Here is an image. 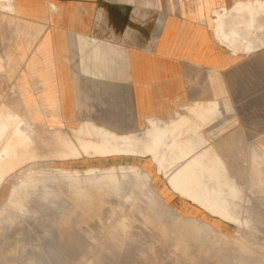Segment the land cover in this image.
<instances>
[{
	"label": "crops",
	"instance_id": "obj_1",
	"mask_svg": "<svg viewBox=\"0 0 264 264\" xmlns=\"http://www.w3.org/2000/svg\"><path fill=\"white\" fill-rule=\"evenodd\" d=\"M239 1L178 0L166 13L160 0H13L16 14L0 12V55L15 56L27 34L28 71L10 79L30 121L44 129L93 125L138 137L151 120L179 128L216 104L219 115L201 131L205 145L196 153L213 147L222 164L212 170L228 176L225 162L241 184L238 163L248 156L254 164L250 149L264 155V35L235 53L213 35L214 11ZM11 105L21 111L16 98ZM148 172L178 212L222 221L171 189L154 164Z\"/></svg>",
	"mask_w": 264,
	"mask_h": 264
},
{
	"label": "rangeland",
	"instance_id": "obj_2",
	"mask_svg": "<svg viewBox=\"0 0 264 264\" xmlns=\"http://www.w3.org/2000/svg\"><path fill=\"white\" fill-rule=\"evenodd\" d=\"M151 1L153 4L156 2V0ZM160 1L162 3L161 12L174 13L172 8L176 7L178 0ZM240 2H249L250 4H255L258 3L259 0L239 1L231 8H224L223 11L232 8H234V10L228 13L222 12V15L216 10L214 11V13H217L220 16L225 14V29L235 33V37L232 35L229 37V40L232 41L229 47L234 53L237 51L238 46L249 51V48L253 44L254 38H257L258 34L261 35L264 32V12H261L257 9L253 15L250 16L249 12L247 11H239L241 9V4H239ZM20 24L22 26H26L27 22L20 21ZM214 28L215 23L213 30ZM259 31L262 33H259ZM24 36L25 40H27V34L25 35L22 33L19 43L20 45H18L16 50L17 54L15 56L7 55V52H12V49H5L4 57L0 55V114H11L15 119L19 118L20 116H24L28 119L30 124L28 129L19 136L20 138L18 141L25 145L23 147L21 144L20 149L25 151L27 146L30 144L32 135H34V132L36 131L45 132V135L47 133L48 136L52 137L58 133H70L74 132V130L82 131L83 129L89 130V128L97 132L99 135L98 138L101 139L112 135L115 136V145L118 147V149L117 151L114 150L115 145L113 143H109L105 146L106 153L99 157L91 152L87 153L86 155H82L81 157L70 159H53L48 158V156L46 159L26 162L25 164L16 167L14 171L5 176V178H3V180L0 182V210H4L3 214L0 215V264H95V261H98V259L104 264H239L240 261L241 263L245 262L244 264H264L263 154H258L256 150L250 149L249 151H252L253 154L250 156L254 157V164H252V161H248V156L247 161H240L238 163L239 166L237 172L240 174L238 178L241 184L236 179L229 176V171L225 162L223 161L228 176H217V180L221 181L219 188L223 190H229L230 188L235 187L240 192L237 193L236 196L229 193L222 195L221 199L217 201L220 206L219 210L216 208V206H214L213 203L204 208L211 215L222 220L219 221L216 219L218 221L215 225L206 222V220L204 221L200 218L190 217L175 210L168 202H166L162 194L158 192L157 188L155 187V183L148 172V168H150L151 164H154L157 168L158 174L166 177L170 186L173 173H175L176 170L183 167L184 164L189 161L185 160L184 158H195L198 155H202L200 157L202 161L212 164L213 167H220L222 161L220 160V157L214 153L213 147H207L203 151L201 150L196 153L198 149L205 145V140L201 134V131L206 126L213 124L219 115L216 104H213L210 106V108H208L209 112L212 110L210 113H197V116L193 118H190L189 115H187L186 117L188 118V121H184V123L180 124V127L175 132H173L172 135L169 134L172 132L169 128H172L174 126L173 124L163 126L158 121L152 120L149 121V126L146 132L138 137H120L93 125H86L80 129L71 128L69 132L59 129L53 130L40 128L39 126H35L33 121H30L28 108L27 106L23 105L26 103L25 95L23 93L17 94L16 92L13 94V92L17 90V83L14 85L13 80L10 79L19 68L22 75L26 74L28 71L27 48L24 46ZM24 84H26L25 81ZM12 98H16L19 101L21 104L20 106H22L21 111L18 112L12 110L11 104L6 106V102ZM203 116L206 117V120H204L205 118H202ZM165 130L169 132L168 136L162 137L160 133L164 132ZM5 132L6 131L0 127V145L2 144L1 138L6 135ZM157 139H162L164 142L162 146H156L157 148H155V151L159 155L161 154L164 159L162 171L158 170L154 156L149 152V149L153 148L155 144L154 142H157ZM74 140L76 141L75 146L78 147L79 145H84L86 142L93 140V137L89 133H83L81 137H77ZM27 142H29L28 145ZM174 142L178 144L177 147L173 146ZM53 148L55 149L57 147L54 146ZM1 152L2 151H0V153ZM123 156L134 158H150L151 161L145 163V161L141 159L125 158ZM8 158H10L9 155H4V152H2L0 154V165L1 163H5ZM131 166L139 171L138 174H133L130 170L124 169V167ZM31 168H33L35 172L41 171L43 169L66 171L78 170L81 175H83V173L87 170L94 169L93 175L95 177H93L92 183L94 180V182L98 184L102 183L103 179V172L101 171L105 172L108 170V168H112L111 170H114L115 175L117 174V183H122L124 186H116L120 188L114 190L117 191L116 196L110 199V203L108 205L111 209L119 210L127 220L129 219V221H133L134 223H132L130 227H124L119 224L110 227H102L104 224L111 225L112 223V221L106 216V212L108 210L106 206L107 203L103 202L102 199L97 197L96 201L87 204L85 210L89 215H85L84 210L78 209L71 205L72 202L65 194L69 187L73 185H81L84 181L83 176L75 179H60L58 181L44 180L42 182L43 185L37 184L36 182L34 186V184L21 182V180H19ZM141 170L149 177V184H139L140 179L144 177V173ZM121 172L122 174L125 172L123 176H121ZM215 172L217 171L215 170ZM218 172L220 171L218 170ZM100 173L102 177L100 176ZM202 182L204 181L202 180ZM223 182L225 183L223 184ZM17 183L19 184L13 193V187ZM58 191L63 193L62 197L58 196ZM132 191L134 192L133 194H135H132L135 198H133L134 201H136L137 204L140 202V204H138L139 206L135 202L130 201L133 199H127ZM96 192V189L92 190V193L95 195ZM175 192L198 204L197 201L187 192ZM15 194H28L30 198L25 203L15 205L12 202V197ZM152 197L154 198V201ZM126 199L130 201V204L129 202H125L127 201ZM131 204L133 206L132 209H134V212L131 209ZM164 205H167L165 207L168 209L163 207ZM162 207L165 209L162 210ZM152 208H156L157 210L154 209L156 211L153 210L154 212H152ZM169 209H172L171 215L168 213V211H170ZM226 210H228L227 217H222L223 214L226 213ZM156 212L157 215L159 214L158 216H160V212L161 216L164 213L162 218L166 220H164L163 223L167 222V226L164 224L165 227L161 228L163 232L156 228V222L151 221L152 217L150 218V216ZM135 213L136 215H134ZM137 213L140 215H137ZM178 215H180V218ZM158 216L156 217V220H158ZM147 217L150 218V220L147 219ZM175 218H177V222L179 220L178 223L182 222L183 219L186 218L185 220H188V224H186L187 222L185 223L184 220V223L182 222L180 225L176 223L178 225L177 226L175 223L170 222H176V220H173ZM146 219L149 221H146ZM245 220L249 223V227H246L244 222ZM196 221L198 222L194 223ZM148 222H153V225L152 223L150 224ZM182 224L184 228H179V226L182 227ZM188 225L198 226V229H201L200 234H193L192 237L195 238H190L189 241L186 240L185 244L182 245V240L184 243L185 236L180 235L182 234L180 232H184ZM152 226H155V230H153L154 228H152ZM176 226L181 231L179 229H175L177 228ZM203 226H205L204 229L206 227L207 228L204 230ZM167 227H169V230ZM165 228H167L166 231L168 230L169 232H166ZM172 229L174 232L171 233L170 230ZM211 229L214 232H212ZM178 231L180 233L178 237L181 238L180 236H183L181 240L179 239L181 242L177 238ZM205 231L207 233L211 232L208 237V234L206 235L207 238L205 235H203L206 234ZM164 233H166L168 236L166 237ZM221 233L225 235L223 238L227 237L228 239H223L221 237ZM98 234H102V238ZM107 234L116 236L120 239V247L118 249L107 248L109 247ZM91 236L93 237L92 240ZM104 237L105 240L103 239ZM95 238L96 240L99 238L97 242H95ZM198 238L200 241H197L199 240ZM222 239L223 241L228 240V243L226 244H230L231 249H234V247H232L234 246V243L247 245L249 253L246 252L245 254V252L243 253V251H238L235 249V253L232 252L233 249L231 250L229 249L230 247L228 245H224L225 241L220 242ZM177 240L179 241L178 244L180 247L176 249L175 246ZM187 241H191L192 245L194 241L196 242L194 243L195 250L193 247H190L192 245H190V243ZM202 241H205L204 245ZM210 241L213 242L210 244L213 246L208 244L207 247V243H210ZM198 242L200 248H198V246L196 247ZM181 245H186L187 247H182ZM102 246L106 248L101 249ZM226 247L228 248L226 249ZM201 248L204 249L201 250ZM221 248L222 251L220 252ZM223 248H225V250ZM217 249H219V252ZM189 250L192 251L189 253ZM111 251H113L114 254H111ZM202 252L203 254H201ZM215 252L217 254L219 253V256ZM185 253H187L189 256ZM191 253L192 256H190ZM206 253H208V255H206ZM252 253L253 255H251ZM228 254L230 257H228ZM249 254L251 258L248 257ZM199 255L203 257L201 258ZM242 257H246V259L244 260ZM206 259L209 261L207 262Z\"/></svg>",
	"mask_w": 264,
	"mask_h": 264
},
{
	"label": "bare ground",
	"instance_id": "obj_3",
	"mask_svg": "<svg viewBox=\"0 0 264 264\" xmlns=\"http://www.w3.org/2000/svg\"><path fill=\"white\" fill-rule=\"evenodd\" d=\"M239 4H241V9L239 11H247L249 12L250 16L253 15V13L258 9L259 11L261 12H264V0H259L258 3H255V4H250L249 2H240ZM224 10V9H223ZM234 8L232 9H226L225 11L223 12H231L233 11ZM0 12L2 13H5V14H10V15H14L16 14V9L14 8L13 6V0H0ZM245 13V12H244ZM243 13V14H244ZM259 13V12H258ZM222 15V14H221ZM225 15V14H224ZM224 15L223 16H220L218 15L217 13H214V16H215V28L213 30L214 32V36L216 37V39L218 41H223L224 43L228 44V46H230V44L232 43L231 40H229V37L232 35L233 37H235V33L233 31H229V30H226L225 29V22H224ZM262 15V14H260ZM16 16V15H15ZM264 18V17H263ZM255 28V27H254ZM253 29V28H252ZM259 33H262L259 31ZM264 33V32H263ZM259 35V34H258ZM261 35H264V34H261ZM257 37V35H256ZM258 38V37H257ZM263 39V38H262ZM250 40V39H249ZM260 45V43H259ZM247 47V46H246ZM12 101H13V98L12 99H9L6 103V106L12 104ZM210 108V107H209ZM202 109V108H201ZM209 110V109H208ZM195 113V112H194ZM199 113V112H198ZM207 113H210L209 111ZM4 114V113H3ZM0 114V127L1 129L3 128L4 131H6V135L3 136V138H1V141H2V144L0 145V151L4 152V155H9L10 158H8V160L5 162V163H1L0 165V182L3 180V178H5V176H7L9 173H11L12 171L15 170L16 167L20 166V165H23L25 164L26 162H30L32 160H40V159H46L48 156V158H65V159H70V158H76V157H81L82 155H86L87 153L91 152L93 153L94 155H96L97 157L103 155L106 153V150H105V146L109 143H113L115 145V136H108L104 139H101V138H98L99 135L97 132H95L94 130H92L91 128H89V130H85L83 129L82 131H78V130H74V132H70V133H58L56 135H53L52 137L48 136L47 133L45 135V132H40V131H36L34 132V135H32V139H30V144L28 145L29 142H27V148L25 149V151L21 150L20 147H21V144L22 142L18 141L19 140V136L21 133H23L24 131H26L28 129V127L30 126L29 124V121L27 118H25L24 116H20L19 118H13L12 115H6V114ZM197 114V113H196ZM203 115V114H202ZM198 118V117H197ZM204 120H206V117H202ZM172 132L169 133L167 130H165L164 132H161L160 134L163 136H168V133L170 135H172L173 132H175L177 129H178V126L174 125L172 128H169ZM83 133H89L92 137H93V140H90L89 142H86V144L84 145H79L78 147L75 146V143L76 141L74 140L75 138L77 137H81V135ZM176 134V133H175ZM174 134V136H175ZM177 135V134H176ZM99 139V140H98ZM175 139V138H174ZM22 140V138H21ZM156 141V140H155ZM176 142V141H175ZM173 143V146L174 147H177L178 144L177 143ZM154 146L153 148L149 149V152L153 154L154 156V160L156 161V165L158 167V170L162 171L163 170V156H161V154L159 155L156 151H155V148H157L156 146H162L164 144L163 140L162 139H157V142H154ZM23 145V144H22ZM25 145H23L24 147ZM57 147V148H53V147ZM118 147L115 145L114 146V150L117 151ZM1 152V153H2ZM0 153V154H1ZM102 158V157H100ZM5 161V160H4ZM112 169V168H111ZM110 168H108V170H106L105 172L104 171H101L103 172V179H102V183L98 184V183H95L94 180H93V183H92V179L93 177H95L93 175V172H94V169H91V170H87L83 173V175H81V173L78 171V170H73V171H66V170H52V169H46V170H41V171H38V172H35L33 168L29 169L27 173H25L23 175V177H21L19 180H21V182H25V183H31V184H34L35 186V183L37 182V184H41L43 185V181H58L60 179H66V178H78L80 176H83L84 178V181L82 182L81 185H73L71 187L68 188L67 192L65 193L66 196L69 197V200L72 202V206L78 208V209H82L84 210V214L85 215H89L87 212H86V207H87V204L88 203H92L94 201H96L97 197L102 199L103 202L107 203V212H106V216L107 218H109L112 223L111 225H102V227H110V226H113V225H116V224H119L121 226H124V227H130L132 223H134L133 221H129V219L127 220L124 215L117 209H111L109 207V203H110V199L112 197H115L116 196V193L117 191H114L115 189H118L122 186H124L122 183L119 184L117 183V174L115 175V172L114 170H111ZM124 169L126 170H130L133 174H138L139 171H137L136 169H134V167H124ZM213 167H212V164L208 163V162H204L202 161V159L200 157H197L194 161H188L184 164L183 167L179 168L178 170H176L175 173H173L172 175V178H171V182H170V186L171 188L174 190V191H185L187 192L192 198H194L197 203L203 207V208H206L208 205L210 204H214V206H216V208L219 210V204L217 203V201H219L221 199V196L222 195H225V194H231V195H234L236 196L237 193H239L240 191L237 190V188L235 187H232L230 188L229 190H223L221 188H219L220 184H221V181L217 180V175L215 172V170H212ZM97 170V169H96ZM123 170V171H125ZM99 171V170H98ZM142 171V170H141ZM143 172V171H142ZM125 173V172H124ZM124 173L122 174V172L120 173L121 176L124 175ZM144 173V172H143ZM100 176H101V173H100ZM102 177V176H101ZM202 180L204 182H202ZM20 182V183H21ZM41 182V183H39ZM225 182H223L224 184ZM19 183H17L14 187H13V190L12 192L14 193L17 186H18ZM139 184H149V177L144 173V177H142L140 179V182ZM116 186H120V187H116ZM41 188V187H40ZM93 189H96L97 192H96V195L94 193H92V190ZM134 192L132 191V193L127 197V199H133L135 194H133ZM58 196L62 197V194L60 191L57 192ZM133 194V195H132ZM152 195V194H151ZM153 196V195H152ZM136 197V196H135ZM29 195L26 194V195H20V194H15L13 195L12 197V202L15 204V205H19V204H22V203H25L29 200ZM126 199V200H127ZM135 199V198H134ZM133 200H130V201H133L136 203V201ZM153 201H154V198L152 197ZM157 199V198H156ZM155 199V201H156ZM138 200V199H137ZM130 201L127 200L125 202H129L130 204ZM158 201V200H157ZM159 202V201H158ZM162 202V201H161ZM134 203V204H135ZM217 203V204H216ZM137 204V203H136ZM135 204V205H136ZM140 204V202L138 203ZM137 204V205H138ZM134 205V206H135ZM132 206V204H131ZM139 206V205H138ZM162 206V205H161ZM160 206V207H161ZM167 205H164L163 207H165ZM137 207V206H136ZM162 207V208H163ZM133 208V206L131 207V209ZM135 208V207H134ZM140 208V207H139ZM161 208V209H162ZM167 208V207H165ZM165 208H163L162 210H164ZM136 209V208H135ZM151 209V208H150ZM149 209V210H150ZM156 209V208H154ZM152 208V212L156 211ZM168 209V208H167ZM133 212H134V209H132ZM140 210V209H138ZM154 210V211H153ZM170 211L168 210H165V211H168V213H170L171 215V210L172 209H169ZM216 210V209H215ZM160 211V210H159ZM164 211V212H165ZM217 211V210H216ZM221 211V210H220ZM4 212V210H0V215H2ZM140 212V211H138ZM149 212V211H148ZM163 213V212H162ZM174 213V212H173ZM220 213V212H219ZM149 214V213H148ZM175 214V213H174ZM227 214H228V210H226V213L223 214L222 217H227ZM136 215V213L134 214ZM137 215H140L137 213ZM159 215V214H158ZM157 215V212L156 213H153L152 216H150V218L152 217V220L153 222H156V228L161 230V228L165 227L164 224L166 225V223H163L164 220L166 219H163L162 216H161V212H160V216ZM169 215V214H167ZM166 215V216H167ZM149 216V215H148ZM159 217L158 220H156V217ZM179 218H180V215H178ZM131 217V216H130ZM140 217V216H138ZM177 217V216H176ZM150 218L147 217V219L150 220ZM163 220H162V219ZM137 219V217H136ZM139 219V218H138ZM146 221H149L147 220ZM168 219V218H167ZM177 218L173 219V220H176ZM186 218L181 219V221L184 223V220ZM106 221V220H105ZM137 221V220H136ZM135 221V222H136ZM168 221V220H167ZM191 221V220H190ZM104 222V221H103ZM102 222V223H103ZM153 222H148V223H152L153 225ZM171 223H175V225H177L175 221H170ZM169 222V224H170ZM180 222V223H182ZM187 222V223H186ZM198 221L194 222V223H197ZM245 224H246V227H249V223L245 220L244 221ZM147 223V224H148ZM180 223H178L180 225ZM185 223L188 224V220H185ZM193 223V224H194ZM168 224V225H169ZM192 224V223H191ZM206 224V223H205ZM149 225V224H148ZM163 225V226H162ZM173 225V224H172ZM197 225V224H196ZM187 226L184 230V232H180L182 234L179 233L178 231V235H177V238L178 240L182 239L183 236L184 237V243H183V240H182V245L185 244V241L188 240L190 238L194 239L192 236L193 234H200V230L198 229V226ZM203 225V224H201ZM209 225V224H208ZM167 226V225H166ZM171 226V225H170ZM178 226V225H177ZM176 226V227H177ZM182 227L179 226V228H184L183 227V224L181 225ZM207 226V225H206ZM155 227V226H154ZM152 226V228H154ZM173 227V226H172ZM170 227V228H172ZM205 226H203V229H204ZM210 227V226H208ZM168 230H169V227H167ZM165 228V231L166 229ZM178 227L175 228V229H179ZM207 228V227H206ZM205 228V229H206ZM211 228V227H210ZM126 229V228H125ZM174 229V230H175ZM204 229V230H205ZM155 230V228L153 229ZM158 230V231H159ZM167 230V231H168ZM180 230V229H179ZM183 230V229H182ZM203 230V231H204ZM209 230V228H208ZM157 231V230H156ZM162 231V230H161ZM164 231V232H165ZM166 231V232H167ZM181 231V230H180ZM201 231V232H203ZM207 231V230H206ZM205 231V232H206ZM210 231V230H209ZM212 231V229H211ZM163 232V231H162ZM169 232V231H168ZM170 232H174L173 229L170 230ZM214 232V231H212ZM170 233V234H171ZM156 234V233H155ZM174 234V233H173ZM176 234V233H175ZM180 235H183V236H180L181 238H179L178 236ZM208 234V235H207ZM211 234V232L207 233L206 234H203L207 235V237ZM97 235V234H96ZM95 235V236H96ZM99 235V234H98ZM159 235V234H157ZM163 235V234H162ZM164 235L167 237L168 235L166 233H164ZM172 235V234H171ZM215 235V234H214ZM222 235V236H221ZM221 237L223 238V235L221 233ZM101 236L102 238V234L99 235ZM161 236V234H160ZM195 236V235H194ZM197 236V235H196ZM219 236V237H220ZM90 237V236H89ZM175 237V235H174ZM198 237V236H197ZM206 237V238H207ZM215 237V236H214ZM220 237V238H221ZM92 236H91V240H92ZM107 238L109 240V249H118L120 247V239L116 236H112V235H108L107 234ZM176 238V237H175ZM204 238V237H203ZM205 238V239H206ZM211 238V237H210ZM227 238V237H226ZM226 238H223V239H226ZM99 239V238H98ZM97 239V240H98ZM105 240V237L103 238ZM191 239V241H192ZM199 239V238H198ZM223 239L220 241L222 242ZM228 239V238H227ZM96 240V238H95ZM97 240L95 242H97ZM101 240V239H100ZM174 240V238H173ZM177 240V243H176V246L175 248H179L180 245L178 244L179 241ZM197 240V239H196ZM195 240V241H196ZM204 240V239H202ZM209 240H212V239H209ZM208 240V241H209ZM176 241V239H175ZM187 241V242H188ZM190 243V245H192V243ZM193 242V245L190 246V247H195L194 246V243L196 242ZM197 241H200L197 240ZM206 241V240H205ZM204 241V242H205ZM215 241V240H214ZM225 241V240H224ZM223 241V242H224ZM228 241V240H227ZM227 241H225V244L224 245H228L226 243H228ZM93 242V241H92ZM100 242V241H99ZM174 242V241H173ZM181 242V241H180ZM203 242V241H202ZM203 242V245L205 244ZM212 241H210V243H207V247H208V244L210 245ZM218 242V240H217ZM213 243V242H212ZM97 244V243H96ZM181 244V243H180ZM94 245V244H93ZM181 245V246H182ZM187 245V244H186ZM184 245V246H186ZM202 245V243H201ZM202 245V246H203ZM223 245V247H224ZM182 246V247H184ZM198 246L199 247V242H198V245L196 244V247ZM210 246H213V245H210ZM230 247V244L228 245ZM187 247V246H186ZM205 247V246H204ZM234 247L235 250H238V251H243V253L246 252L249 253L248 251V247L247 245L245 244H240V243H234ZM106 247L102 246L101 249H105ZM192 248V249H193ZM228 247H226L227 249ZM181 249V248H180ZM183 249V248H182ZM190 249V248H189ZM204 249V248H203ZM201 248V250H203ZM206 249V247H205ZM225 250V248H223ZM231 249V247L229 248ZM233 249V248H232ZM231 249V250H232ZM234 252L235 253V251ZM171 250V249H170ZM174 250V249H173ZM195 250V248H194ZM209 250V249H208ZM218 252H219V249H217ZM230 250V251H231ZM175 251V250H174ZM190 251L192 250H189V253ZM207 251V250H206ZM205 251V252H206ZM222 251V248L220 250V252ZM113 251H111V254H114V252L112 253ZM194 252V251H193ZM213 253V251H212ZM211 253V254H212ZM216 253V252H215ZM228 253V252H227ZM233 253V254H234ZM240 253V252H239ZM242 253V254H243ZM109 254V253H108ZM116 254V253H115ZM187 254V253H185ZM203 254V252L201 253ZM200 254V255H201ZM217 254V253H216ZM215 254V255H216ZM221 254V253H220ZM188 255V254H187ZM186 255V256H187ZM199 255V256H200ZM206 255H208V253H206ZM210 255V254H209ZM219 256V253L217 254ZM216 255V256H217ZM223 255V254H222ZM229 255V254H228ZM237 255V254H236ZM241 255V254H240ZM248 255V254H247ZM245 255V256H247ZM253 255V253L251 254ZM114 256V255H113ZM189 256V255H188ZM192 256V253L191 255ZM196 256V255H195ZM239 256V255H238ZM255 256V254H254ZM197 257V256H196ZM201 257V256H200ZM203 257V256H202ZM201 257V258H202ZM205 257V256H204ZM210 257V256H209ZM215 257V256H214ZM230 257V255L228 256ZM250 254H249V256ZM194 258V257H193ZM208 258V257H207ZM253 258V256H252ZM97 259V258H96ZM196 259V258H195ZM211 259H215V258H211ZM210 259V260H211ZM218 259V258H217ZM232 259V258H231ZM240 259V258H239ZM242 259H246L242 257ZM241 259V260H242ZM190 260V259H189ZM193 260V259H192ZM242 260V261H244ZM204 261V260H203ZM207 261V259H206ZM205 261V262H206ZM209 261V260H208ZM207 261V262H208ZM215 261V260H214ZM213 261V262H214ZM219 261V259H218ZM97 264H104L102 261H100L98 259V261L96 260L95 261ZM202 262V261H201ZM200 262V263H201ZM206 262V263H207ZM255 262V261H254ZM94 263V262H92ZM95 263V264H96ZM199 263V261H198ZM216 263V262H215ZM218 263V262H217ZM221 263V262H220ZM241 263V261L239 262V264ZM245 262H242L241 264H244ZM250 263V262H249ZM106 264V263H105ZM196 264V263H195ZM202 264V263H201ZM222 264V263H221ZM236 264V263H235Z\"/></svg>",
	"mask_w": 264,
	"mask_h": 264
}]
</instances>
